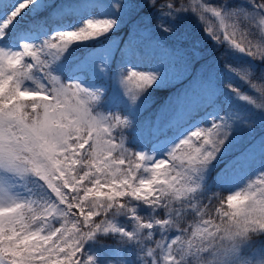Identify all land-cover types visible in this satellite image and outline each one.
Instances as JSON below:
<instances>
[{
  "label": "snow or ice",
  "instance_id": "snow-or-ice-1",
  "mask_svg": "<svg viewBox=\"0 0 264 264\" xmlns=\"http://www.w3.org/2000/svg\"><path fill=\"white\" fill-rule=\"evenodd\" d=\"M257 125L264 0H0V264H264Z\"/></svg>",
  "mask_w": 264,
  "mask_h": 264
},
{
  "label": "trees",
  "instance_id": "trees-1",
  "mask_svg": "<svg viewBox=\"0 0 264 264\" xmlns=\"http://www.w3.org/2000/svg\"><path fill=\"white\" fill-rule=\"evenodd\" d=\"M146 12H141L139 15H145ZM132 20L138 19V16H136L135 14L132 16L131 18ZM130 23L126 22L117 32L113 33L114 36L119 37L121 40H126L127 37V33L129 31V27H130ZM191 23V21H190ZM143 26V25H142ZM179 27L180 29L178 30V35L180 33H187L188 36L190 37L189 40L186 41H178L177 37L174 36H168V37H164L162 33H159L160 36H158V34H154L153 37L154 38H162L164 40V42L167 45L170 46H175L177 43L180 44L181 47H187L189 45V43H191V39H200L202 40V42L204 43L205 47L210 48V42L204 41L203 39V35H199V34H194V33H190L189 29L187 28V26L185 25V22H179ZM183 28V29H182ZM155 33V32H154ZM163 36V37H161ZM253 83L256 84H261V81H253ZM107 86V85H106ZM243 87V86H242ZM175 89L171 86L168 87H159V88H154L152 90H150V98H151V105L150 107H148L145 111H143V113L140 115V119L143 120L146 117H149L151 114H153L155 112V110L165 101V99L169 96V94L174 91ZM248 94L249 95H258L257 93H255L252 90H248ZM198 118V117H197ZM260 136H264V128H261L259 125L256 126L255 128V132L253 135L249 136L248 134H245L235 145L233 148V151H239L240 149H242L243 147H245V145L252 139H259ZM254 180H258V177H253ZM224 195H227V192L223 193ZM59 226V225H57ZM111 242V241H109Z\"/></svg>",
  "mask_w": 264,
  "mask_h": 264
},
{
  "label": "rangeland",
  "instance_id": "rangeland-1",
  "mask_svg": "<svg viewBox=\"0 0 264 264\" xmlns=\"http://www.w3.org/2000/svg\"><path fill=\"white\" fill-rule=\"evenodd\" d=\"M190 2V0H189ZM182 22H185V25L187 26V28L189 29L190 33H194V34H199V35H203V31H202V27L201 24L197 21V19L194 16H186L185 18H183L181 20ZM180 21V22H181ZM191 21V23H190ZM180 29V27L178 28V30ZM183 29V28H182ZM154 34H158V36H160L159 32H153ZM163 37V36H161ZM108 87H111L110 82H104ZM102 111L104 110L103 108L101 109ZM163 158V157H161Z\"/></svg>",
  "mask_w": 264,
  "mask_h": 264
}]
</instances>
